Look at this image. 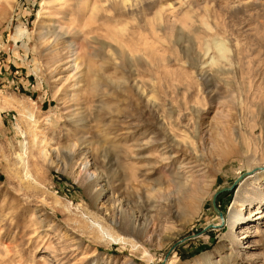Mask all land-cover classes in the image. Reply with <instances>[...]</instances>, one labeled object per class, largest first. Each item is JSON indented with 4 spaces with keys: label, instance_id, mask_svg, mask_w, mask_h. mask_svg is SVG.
Listing matches in <instances>:
<instances>
[{
    "label": "rangeland",
    "instance_id": "1",
    "mask_svg": "<svg viewBox=\"0 0 264 264\" xmlns=\"http://www.w3.org/2000/svg\"><path fill=\"white\" fill-rule=\"evenodd\" d=\"M262 166L264 0H0V264H264Z\"/></svg>",
    "mask_w": 264,
    "mask_h": 264
},
{
    "label": "bare ground",
    "instance_id": "2",
    "mask_svg": "<svg viewBox=\"0 0 264 264\" xmlns=\"http://www.w3.org/2000/svg\"><path fill=\"white\" fill-rule=\"evenodd\" d=\"M263 167L264 166H262V168ZM98 185L99 184L96 183L95 186H98ZM200 190L201 189L199 188V186L195 185L192 190L190 189L186 190L185 193L179 195L177 199L175 198L166 199L167 201L166 204L169 206L178 205L180 209H187L189 207V208H192L195 211V213H197L198 208L200 206L198 204L199 202H197L199 195L201 194ZM256 191L260 192L259 187H256ZM245 193H249L248 190H246ZM260 194L262 195V192H260ZM117 202H118L117 205H114V208L109 207L107 209V212L108 210L111 209L113 221L118 226L117 227L118 231L126 235H130L136 239L137 238L139 239L142 237L146 239L147 243H150L151 238L152 236L156 234L157 226L159 225L158 223H156V221L153 223L152 226L147 224L145 212L151 211L152 209L151 206H147L146 204L143 205L144 207L133 205L130 201H127L124 199H119V200L117 199ZM252 204L253 202H251V205ZM259 216L260 217L257 220L264 219V211L261 212ZM242 217H243L242 214L239 212L234 213L232 215L230 222H229L232 228H236V226L241 221H243ZM117 241L122 242V239H119ZM135 246L136 245H134V247Z\"/></svg>",
    "mask_w": 264,
    "mask_h": 264
},
{
    "label": "water",
    "instance_id": "3",
    "mask_svg": "<svg viewBox=\"0 0 264 264\" xmlns=\"http://www.w3.org/2000/svg\"><path fill=\"white\" fill-rule=\"evenodd\" d=\"M228 190H230V188H223V189H221L220 191H218V192L213 196V199H212V205H213L215 211H216L220 216H221V213L217 210L216 200H217V197H218V195H219L220 193L225 192V191H228Z\"/></svg>",
    "mask_w": 264,
    "mask_h": 264
}]
</instances>
